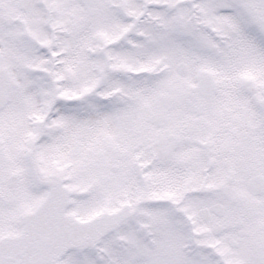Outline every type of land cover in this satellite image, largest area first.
I'll list each match as a JSON object with an SVG mask.
<instances>
[{"label": "snow or ice", "instance_id": "snow-or-ice-1", "mask_svg": "<svg viewBox=\"0 0 264 264\" xmlns=\"http://www.w3.org/2000/svg\"><path fill=\"white\" fill-rule=\"evenodd\" d=\"M0 264H264V0H0Z\"/></svg>", "mask_w": 264, "mask_h": 264}]
</instances>
